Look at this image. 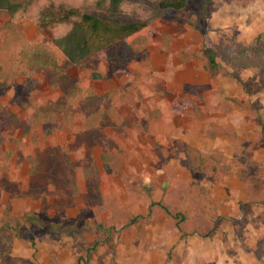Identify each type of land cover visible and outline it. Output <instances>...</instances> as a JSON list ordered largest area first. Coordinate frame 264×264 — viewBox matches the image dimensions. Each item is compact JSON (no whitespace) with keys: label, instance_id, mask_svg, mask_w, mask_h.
<instances>
[{"label":"rangeland","instance_id":"obj_1","mask_svg":"<svg viewBox=\"0 0 264 264\" xmlns=\"http://www.w3.org/2000/svg\"><path fill=\"white\" fill-rule=\"evenodd\" d=\"M124 1L153 11L146 27L75 66L0 13V264H185L213 230L210 186L264 175V69L208 53L264 32V0ZM8 114L29 118L24 136Z\"/></svg>","mask_w":264,"mask_h":264},{"label":"trees","instance_id":"obj_2","mask_svg":"<svg viewBox=\"0 0 264 264\" xmlns=\"http://www.w3.org/2000/svg\"><path fill=\"white\" fill-rule=\"evenodd\" d=\"M157 6L159 10L181 11L185 0H141ZM35 0H0V13L5 15L9 22H13V13L18 8H27ZM153 11L141 3L124 0H96L95 8L82 13L74 8L61 4H52L41 13L38 23L29 20L39 32L48 40L51 47L60 55L64 62L72 66L80 64L92 55L108 48L114 43L124 41L146 27V21L152 17ZM79 17L73 30L63 39H56L52 29ZM29 53V52H28ZM209 63L213 64L219 58L221 64L229 69L263 70L264 69V32L259 33L247 42L230 41L209 49ZM22 62L26 67L45 69L53 66L54 62L36 56L33 53L23 54ZM42 107H39L41 109ZM43 114L45 111L42 110ZM29 118H16L8 114L5 121L7 126H13L26 133L24 126L30 125ZM27 130V129H26ZM189 163L198 173L206 170L204 159L199 157L193 149H188ZM164 211L166 208L162 207Z\"/></svg>","mask_w":264,"mask_h":264},{"label":"crops","instance_id":"obj_3","mask_svg":"<svg viewBox=\"0 0 264 264\" xmlns=\"http://www.w3.org/2000/svg\"><path fill=\"white\" fill-rule=\"evenodd\" d=\"M257 111L264 120V97ZM253 154L264 170V151ZM235 169L208 189L213 230L203 237L193 235L187 248L190 261L185 264H264V175L254 184L258 191L254 194L247 175Z\"/></svg>","mask_w":264,"mask_h":264},{"label":"clouds","instance_id":"obj_4","mask_svg":"<svg viewBox=\"0 0 264 264\" xmlns=\"http://www.w3.org/2000/svg\"><path fill=\"white\" fill-rule=\"evenodd\" d=\"M96 0H35L27 8H18L13 13V23H22L25 20H29L33 23H38L41 19V13L52 4L60 6L61 4L66 7L74 8L79 12L85 10H92L95 8ZM79 17H75L72 20L57 24L52 29L54 37L56 39L65 38L74 28L75 24L79 22Z\"/></svg>","mask_w":264,"mask_h":264}]
</instances>
